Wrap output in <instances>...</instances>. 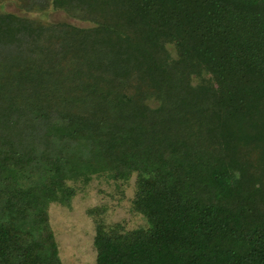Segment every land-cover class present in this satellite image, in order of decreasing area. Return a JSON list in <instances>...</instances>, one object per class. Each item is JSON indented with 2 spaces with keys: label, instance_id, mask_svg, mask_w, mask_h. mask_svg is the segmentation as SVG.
Returning a JSON list of instances; mask_svg holds the SVG:
<instances>
[{
  "label": "trees",
  "instance_id": "1",
  "mask_svg": "<svg viewBox=\"0 0 264 264\" xmlns=\"http://www.w3.org/2000/svg\"><path fill=\"white\" fill-rule=\"evenodd\" d=\"M16 1L87 25L0 12V264H63L50 204L132 175L96 264H264V0Z\"/></svg>",
  "mask_w": 264,
  "mask_h": 264
},
{
  "label": "rangeland",
  "instance_id": "2",
  "mask_svg": "<svg viewBox=\"0 0 264 264\" xmlns=\"http://www.w3.org/2000/svg\"><path fill=\"white\" fill-rule=\"evenodd\" d=\"M6 11L27 14L42 22L67 21L87 25L52 7L47 11L25 12L16 0L0 1V12ZM168 47L175 56L173 45ZM135 178V175L123 180L95 177L84 190L78 191L70 206L57 201L50 204V223L63 264H96L97 252L93 242L96 226L93 216L88 213L89 208L104 207L106 224L122 223L126 229L147 224L144 215L133 207Z\"/></svg>",
  "mask_w": 264,
  "mask_h": 264
}]
</instances>
